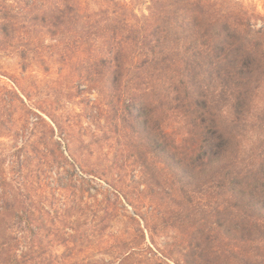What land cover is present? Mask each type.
<instances>
[{"label": "trees", "instance_id": "16d2710c", "mask_svg": "<svg viewBox=\"0 0 264 264\" xmlns=\"http://www.w3.org/2000/svg\"><path fill=\"white\" fill-rule=\"evenodd\" d=\"M130 1L0 0V264H264V13Z\"/></svg>", "mask_w": 264, "mask_h": 264}, {"label": "rangeland", "instance_id": "374dc122", "mask_svg": "<svg viewBox=\"0 0 264 264\" xmlns=\"http://www.w3.org/2000/svg\"><path fill=\"white\" fill-rule=\"evenodd\" d=\"M246 5L255 8L257 11L264 13V0H241ZM132 6L137 10L139 13L143 11H147V0H131ZM17 60L14 58L13 55H8V52L0 51V81L4 82L9 85H13L12 79L13 76L19 74V68L16 64ZM35 69V68H32ZM35 78H28V80L24 81V88L31 92V95L33 96L34 100H46L47 102H51L52 100H55V98L51 97V92L53 91L52 88V82L50 80V76L44 74L39 69H35ZM12 78H8V77ZM38 77V78H37ZM40 81L38 82V87H33L34 81ZM82 110V106L80 104H75L73 102H64L60 105L59 113H65V112H71V113H80ZM10 115L6 114L4 116V119L10 120ZM84 121V125L87 123V119L82 118ZM58 134V131L56 132ZM56 134V139L58 138V135ZM2 142H5L4 145L0 146V150L3 147L10 148L14 144L13 141L8 137L1 138ZM20 141V140H19ZM163 263H166V260L163 258L161 259ZM170 264V262H169Z\"/></svg>", "mask_w": 264, "mask_h": 264}]
</instances>
